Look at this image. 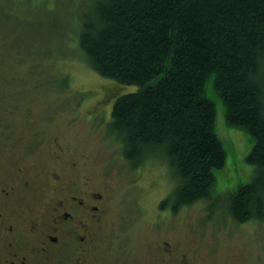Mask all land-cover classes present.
I'll return each mask as SVG.
<instances>
[{"label": "rangeland", "instance_id": "374dc122", "mask_svg": "<svg viewBox=\"0 0 264 264\" xmlns=\"http://www.w3.org/2000/svg\"><path fill=\"white\" fill-rule=\"evenodd\" d=\"M92 2L0 0V127L20 146L42 140L34 152L43 176L51 163L61 164L49 160L59 150L55 140L65 162L87 157L83 173L90 174L92 187L111 186L105 232L118 237V246L141 253L175 237L181 250L197 247L200 262L264 264V221L236 222L227 210L229 197L254 174L247 161L254 144L250 133L227 123L210 77L206 96L216 108L226 164L215 172L211 201L177 213L163 207L176 184L167 159L158 154L133 168L108 131L117 97L137 86L105 78L88 62L79 37Z\"/></svg>", "mask_w": 264, "mask_h": 264}, {"label": "trees", "instance_id": "16d2710c", "mask_svg": "<svg viewBox=\"0 0 264 264\" xmlns=\"http://www.w3.org/2000/svg\"><path fill=\"white\" fill-rule=\"evenodd\" d=\"M80 47L100 75L137 86L117 97L108 131L133 168L164 156L177 213L211 201L227 153L206 96L210 77L227 123L254 141L250 181L228 201L236 222L264 221V0H93Z\"/></svg>", "mask_w": 264, "mask_h": 264}, {"label": "flooded vegetation", "instance_id": "af4514ba", "mask_svg": "<svg viewBox=\"0 0 264 264\" xmlns=\"http://www.w3.org/2000/svg\"><path fill=\"white\" fill-rule=\"evenodd\" d=\"M18 141L0 127V264H208L175 237L141 253L118 246L105 232L111 186L92 187L87 157L65 162L55 140L49 160L61 164L43 176L34 152L42 140Z\"/></svg>", "mask_w": 264, "mask_h": 264}]
</instances>
